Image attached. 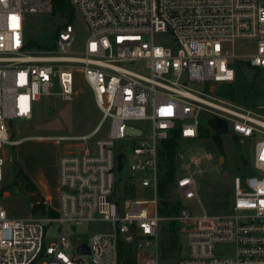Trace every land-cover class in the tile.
Masks as SVG:
<instances>
[{
  "label": "built area",
  "instance_id": "obj_1",
  "mask_svg": "<svg viewBox=\"0 0 264 264\" xmlns=\"http://www.w3.org/2000/svg\"><path fill=\"white\" fill-rule=\"evenodd\" d=\"M71 2L88 30L77 55L68 52L71 23L58 30L54 48L27 47L28 16L52 14V0H0V150L18 143L11 140L12 120L31 119L36 103L56 86L71 98L78 75L101 113L91 133L39 137L68 150L58 159L54 195L44 198L41 217L11 216L0 203V264H121L120 240L133 244L137 264H264V137L254 144L255 173L234 178L230 210L202 206L194 213L184 204L199 200L200 180L219 170V156L206 147L219 149L217 133L202 129L203 112L226 119L230 135L264 134V101L248 107L213 91L214 84L236 80L241 59L264 69V0ZM164 33L173 44L158 41ZM237 40L252 41V50L236 52ZM106 125L107 133L92 141ZM170 151L176 174L169 199L180 200L182 210L163 214L159 184L171 166ZM4 165L0 156V183ZM126 167L120 185L117 173ZM144 190L149 196H140ZM54 221L58 238L46 246V226ZM95 222L105 227L86 238L76 232ZM170 222L180 226L187 247L181 244L178 256L163 253L162 228ZM84 243L90 252L80 254Z\"/></svg>",
  "mask_w": 264,
  "mask_h": 264
},
{
  "label": "rangeland",
  "instance_id": "obj_2",
  "mask_svg": "<svg viewBox=\"0 0 264 264\" xmlns=\"http://www.w3.org/2000/svg\"><path fill=\"white\" fill-rule=\"evenodd\" d=\"M69 20L73 26V42L68 47V52L81 54L88 39V30L77 14L71 19L59 13L29 15L26 25L27 38L36 39L41 47L51 46L59 27L64 26ZM157 38L159 42L167 45L174 43L171 33H164ZM253 44L252 41L237 40L234 43V49L238 53H245L252 50ZM237 68L238 81L230 84H214V95L224 101L248 107H256L257 104L263 103L264 69L250 67L246 58L238 62ZM241 82L245 84L243 91L239 88ZM59 90L56 86L52 94L36 103L31 119L12 120L11 140L18 143L5 145L0 150V156L5 158L4 178L0 183V203L11 216L39 218L46 212L44 198L46 195H54V187L58 178V159L68 150L67 145H60L51 139H40L39 137L88 134L95 129L101 119L92 89L81 75L77 76L71 98H63L58 93ZM211 117L212 115L207 112H203L200 116L202 129L209 133H213V129L209 126ZM136 124L146 131L151 128L149 123L137 122ZM105 127L92 141L107 133L108 125ZM219 136L222 142L221 150L212 143L206 145L214 155L219 156V170L206 173L200 180L199 200L184 202L185 207L191 208L194 213H200L202 206L209 212L230 210L234 178L255 173L253 169L254 144L257 139L263 138L264 134L260 133L252 139L236 137L228 133ZM121 149L126 152L131 150L130 146L126 145H122ZM221 159L223 162L220 161ZM127 168L123 173H117V178L122 181L120 185L124 181ZM140 196H149V192L144 190ZM35 206L39 208L36 209ZM65 227L67 224L64 225ZM104 227V223L95 222L78 225L75 229L80 237L86 238ZM59 228L60 223L56 221L46 226L44 240L46 246L57 240ZM180 241L186 252V243L181 234ZM179 254L180 252L174 256ZM174 263L175 260L172 264ZM162 264H165L164 261Z\"/></svg>",
  "mask_w": 264,
  "mask_h": 264
},
{
  "label": "trees",
  "instance_id": "obj_3",
  "mask_svg": "<svg viewBox=\"0 0 264 264\" xmlns=\"http://www.w3.org/2000/svg\"><path fill=\"white\" fill-rule=\"evenodd\" d=\"M52 1L54 4L53 13H59L62 16L68 17L69 19H71L72 17H75L76 14H75V10H74L71 0H52ZM70 21L71 20H69V22L67 23H71ZM62 27L63 26H60L59 29H61ZM57 32H56V36H57ZM27 47L36 49V50H50L54 48V44L48 47H41V45L38 43L36 39L31 40L27 38ZM238 78H239V71L237 68L236 80L233 82H229V84L237 82ZM244 87H245V84L241 82V86L239 88L242 89L243 91ZM230 95L232 96L233 94H230ZM214 138L218 144L219 150H221L222 142H221L220 136L218 134H215ZM168 144L171 147L174 145L173 137L168 140ZM169 158L171 159V162H170L171 166L168 172L164 173L162 180L159 184L160 195L162 198V202L164 204L163 207L161 208V213L163 214L178 213L182 210V202L180 200L172 201L169 199L171 197V195L169 194L170 193L169 187H172L173 185L172 177L176 174L175 168L173 167L172 151H170L169 153ZM35 208L38 209L39 206H35ZM162 241H163V253L165 256L178 254L180 244H181L180 226L175 222L164 224L162 228ZM118 256H119V261L121 264H137L136 258H135L134 246L130 242H125L122 240L119 241Z\"/></svg>",
  "mask_w": 264,
  "mask_h": 264
},
{
  "label": "water",
  "instance_id": "obj_4",
  "mask_svg": "<svg viewBox=\"0 0 264 264\" xmlns=\"http://www.w3.org/2000/svg\"><path fill=\"white\" fill-rule=\"evenodd\" d=\"M209 126L219 135L224 134L228 130V121L222 117L215 116L212 119L209 120ZM119 160V171L122 169L123 164L125 162V155L120 154L118 157ZM223 162V159L220 160ZM77 252L80 254L89 253V247L87 244H82L79 247H77Z\"/></svg>",
  "mask_w": 264,
  "mask_h": 264
},
{
  "label": "snow or ice",
  "instance_id": "obj_5",
  "mask_svg": "<svg viewBox=\"0 0 264 264\" xmlns=\"http://www.w3.org/2000/svg\"><path fill=\"white\" fill-rule=\"evenodd\" d=\"M15 19V18H14Z\"/></svg>",
  "mask_w": 264,
  "mask_h": 264
}]
</instances>
